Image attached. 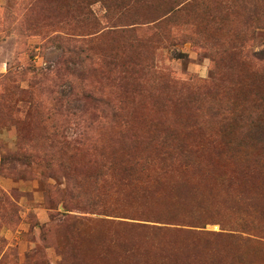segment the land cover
Instances as JSON below:
<instances>
[{
    "label": "rangeland",
    "instance_id": "obj_1",
    "mask_svg": "<svg viewBox=\"0 0 264 264\" xmlns=\"http://www.w3.org/2000/svg\"><path fill=\"white\" fill-rule=\"evenodd\" d=\"M0 264H264V0H0Z\"/></svg>",
    "mask_w": 264,
    "mask_h": 264
}]
</instances>
